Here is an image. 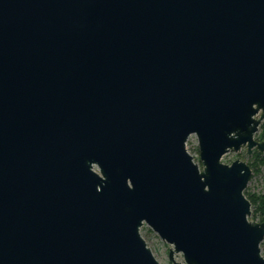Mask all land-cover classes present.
Here are the masks:
<instances>
[{
	"label": "water",
	"instance_id": "95a60500",
	"mask_svg": "<svg viewBox=\"0 0 264 264\" xmlns=\"http://www.w3.org/2000/svg\"><path fill=\"white\" fill-rule=\"evenodd\" d=\"M263 121L264 0H0V264H264Z\"/></svg>",
	"mask_w": 264,
	"mask_h": 264
},
{
	"label": "rangeland",
	"instance_id": "374dc122",
	"mask_svg": "<svg viewBox=\"0 0 264 264\" xmlns=\"http://www.w3.org/2000/svg\"><path fill=\"white\" fill-rule=\"evenodd\" d=\"M262 124H264V121L262 122ZM260 131H261V126H260L259 131L255 135V137L258 136ZM187 148H188L189 152L194 156L195 161L200 164L201 168H203V165H202V163L200 161V157H199V145H198V138L196 135L190 136V138L188 139ZM261 153H264V152H261ZM240 156L248 164H251L252 154H250V155L247 154V148L246 147L242 148V150L239 152H234V151L229 152L228 154H226L223 157V159L225 161H227V160L240 158ZM246 189H249L252 193H255L256 195L264 197V167H260V169L257 172L255 171L252 173V177H251ZM252 218H254V217L251 216V219ZM257 219H258V221H260L259 220L260 218H257ZM141 230H142L143 236L146 238V240L152 246V248L157 253V255L167 264H172L169 261V250L171 248L170 245H168L167 243L162 241V239L158 236V234L155 233L149 226L144 225ZM261 247H262V250L264 252V245H262V243H261ZM178 257L182 258V255H178Z\"/></svg>",
	"mask_w": 264,
	"mask_h": 264
},
{
	"label": "trees",
	"instance_id": "16d2710c",
	"mask_svg": "<svg viewBox=\"0 0 264 264\" xmlns=\"http://www.w3.org/2000/svg\"><path fill=\"white\" fill-rule=\"evenodd\" d=\"M258 141H264V124L261 125V131L256 137ZM252 162L250 165L253 172H257L260 167H264V153L255 149L251 156ZM246 197L252 204V216L254 219L260 218L259 222H264V197L252 193L249 189L245 190ZM264 245V241L262 242Z\"/></svg>",
	"mask_w": 264,
	"mask_h": 264
}]
</instances>
